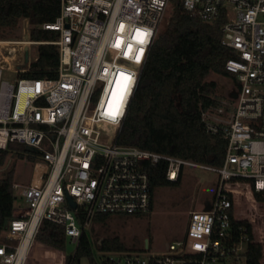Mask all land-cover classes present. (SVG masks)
I'll list each match as a JSON object with an SVG mask.
<instances>
[{"label":"built area","instance_id":"1","mask_svg":"<svg viewBox=\"0 0 264 264\" xmlns=\"http://www.w3.org/2000/svg\"><path fill=\"white\" fill-rule=\"evenodd\" d=\"M176 1L206 23L222 20L221 43L233 54L225 68L237 98L202 112L205 131L227 143L223 166L118 143L173 0H60L57 19L42 26L58 40L31 41L27 19L23 40L0 39V149L18 144L34 153L29 181L13 185L25 204L14 208L0 241V264H43L41 251L52 264H68L66 242L78 247L96 215L152 210L148 167L160 163L173 182L184 166L216 173L209 210L191 211L183 237L165 252H103V264H253L248 254L262 238L236 207L264 203L257 197L264 193V0ZM48 44L59 50L56 77H21L37 61L29 63L25 49Z\"/></svg>","mask_w":264,"mask_h":264},{"label":"trees","instance_id":"2","mask_svg":"<svg viewBox=\"0 0 264 264\" xmlns=\"http://www.w3.org/2000/svg\"><path fill=\"white\" fill-rule=\"evenodd\" d=\"M172 7L164 30L150 50L118 143L201 165L222 167L227 143L205 131L202 112L220 105L217 83L207 80L211 74L235 81L225 68L233 54L221 43L223 21L206 23L184 10L176 0ZM59 14L60 0H0V39L7 40L17 30L19 22L27 19L33 26L31 41L54 42L59 39V32L44 30L42 26L53 23ZM58 64V47L40 45L31 72L23 76L54 78ZM15 145L0 149V167L6 164L9 154L14 153ZM167 168L165 163L148 167L152 209L157 188L181 184L183 170L173 182L166 177ZM14 177L13 165L0 178V240L9 228L19 199L13 187ZM257 197L264 200V193ZM110 217L96 215L93 222L106 224ZM96 245L101 252L128 251L117 237L104 238L101 243L97 240ZM49 249L53 254L52 248ZM92 255V243L84 235L68 264H80L83 257L92 261ZM52 256L41 251V262L52 264ZM248 258L253 264H260L256 254L249 253Z\"/></svg>","mask_w":264,"mask_h":264},{"label":"rangeland","instance_id":"3","mask_svg":"<svg viewBox=\"0 0 264 264\" xmlns=\"http://www.w3.org/2000/svg\"><path fill=\"white\" fill-rule=\"evenodd\" d=\"M172 4L167 10L157 37L162 33L170 18L173 9ZM26 24V21L22 19L17 30L8 37V40H23ZM13 56L16 60H21L18 52H15ZM28 57L29 63L37 59L38 46L30 47ZM11 63L13 64V62ZM23 63H25V56ZM21 77L26 78L23 75ZM207 80L217 83L216 95L220 102H224L229 98L234 85L231 79L211 74ZM14 148V153L9 154L6 164L0 167V178L5 171L14 165V182L26 184L32 173L34 153L27 151L25 145L17 144ZM26 160L28 161L25 162ZM217 189L218 175L216 173L184 166L180 186L160 187L155 190L153 209L150 212L140 215L111 216L106 224L92 222L85 231L92 243V261L88 257H83L80 264H103V259L107 254L97 248L96 241L98 240L101 243L104 238H119L128 252H165L167 243L177 241L183 237L189 213L191 211H203L208 208L209 204L215 199ZM15 192L19 194V190H15ZM24 204L23 199L19 197L16 205ZM243 209L248 219L255 220L253 225L257 234L262 238V244L256 250V255L258 262L264 264V203L253 204V202H250L243 207H236L237 211ZM3 237L1 240H3ZM147 244L148 249H146ZM76 249V244L66 242L64 250L67 256L74 255Z\"/></svg>","mask_w":264,"mask_h":264},{"label":"water","instance_id":"4","mask_svg":"<svg viewBox=\"0 0 264 264\" xmlns=\"http://www.w3.org/2000/svg\"><path fill=\"white\" fill-rule=\"evenodd\" d=\"M26 38L28 39V37H26ZM25 50H26V60H28V49L26 48ZM230 98H232V99H236V98H237L236 93H230ZM26 150L32 152V151H33V148H31V147H29V146H26ZM71 205H72L73 208L76 207V205L74 204V202H71ZM205 210L208 211L209 208H206ZM148 248H149V246H148V244H147V245H146V249H148Z\"/></svg>","mask_w":264,"mask_h":264},{"label":"snow or ice","instance_id":"5","mask_svg":"<svg viewBox=\"0 0 264 264\" xmlns=\"http://www.w3.org/2000/svg\"><path fill=\"white\" fill-rule=\"evenodd\" d=\"M140 42H141V43H143V41H142V40H141ZM117 46H119V44H117ZM129 47H131V46H129ZM137 59H139V57H137Z\"/></svg>","mask_w":264,"mask_h":264},{"label":"crops","instance_id":"6","mask_svg":"<svg viewBox=\"0 0 264 264\" xmlns=\"http://www.w3.org/2000/svg\"><path fill=\"white\" fill-rule=\"evenodd\" d=\"M254 254H256V248H255V250H254Z\"/></svg>","mask_w":264,"mask_h":264}]
</instances>
